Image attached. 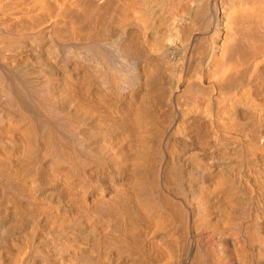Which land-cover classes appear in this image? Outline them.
<instances>
[{"label": "bare ground", "instance_id": "1", "mask_svg": "<svg viewBox=\"0 0 264 264\" xmlns=\"http://www.w3.org/2000/svg\"><path fill=\"white\" fill-rule=\"evenodd\" d=\"M0 264H264V0H0Z\"/></svg>", "mask_w": 264, "mask_h": 264}]
</instances>
